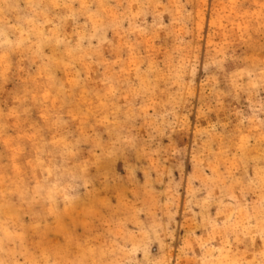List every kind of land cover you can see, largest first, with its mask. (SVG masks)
Returning <instances> with one entry per match:
<instances>
[{
	"label": "rangeland",
	"instance_id": "obj_1",
	"mask_svg": "<svg viewBox=\"0 0 264 264\" xmlns=\"http://www.w3.org/2000/svg\"><path fill=\"white\" fill-rule=\"evenodd\" d=\"M0 264H264V0H0Z\"/></svg>",
	"mask_w": 264,
	"mask_h": 264
}]
</instances>
